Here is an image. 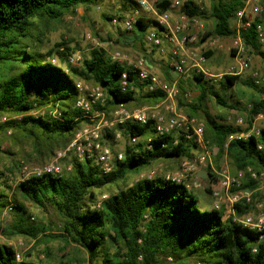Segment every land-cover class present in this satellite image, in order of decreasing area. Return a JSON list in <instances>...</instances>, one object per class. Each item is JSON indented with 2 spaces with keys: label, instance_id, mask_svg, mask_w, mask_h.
<instances>
[{
  "label": "trees",
  "instance_id": "1",
  "mask_svg": "<svg viewBox=\"0 0 264 264\" xmlns=\"http://www.w3.org/2000/svg\"><path fill=\"white\" fill-rule=\"evenodd\" d=\"M93 1L0 0V117H6L0 122V135L10 131L12 140L21 135L31 142L37 153L50 152L51 158L55 153L53 149L65 147L78 130L94 125L75 105L79 95L75 87L78 80L102 88L106 102L96 109L104 110L106 116L112 115L118 104L153 106L163 99L162 92L147 91V82L138 78L135 69L112 61L101 47L91 48L83 55L82 66L70 67L69 73L57 62L59 59L66 64L67 56L72 53L68 47L61 51H39L42 34H33L34 18L58 20L78 6ZM243 1L211 0L202 10L190 1L182 10L212 22L210 28L205 27L198 35V41L204 42L211 37L233 36L232 21ZM261 3L262 12L254 16L251 26L241 35L245 46L253 49L261 45L255 35L256 24L264 25L262 0ZM122 4L123 10L127 8L125 4L129 5L128 2ZM162 8L160 5L158 9ZM152 22L151 18L140 17L132 32L140 38ZM53 53H56L55 63L50 61ZM212 53L208 51L204 56L208 58ZM261 57L260 73L264 74L263 52ZM145 64L148 67L147 62ZM122 73H126L125 87L121 85ZM193 76L201 82L197 106L187 107L189 117L196 115V108L208 95L218 105L236 109L239 101L228 103L223 95L238 82L253 91L247 104L245 126L234 125L220 115L202 110L205 121L202 136L208 149L213 147L217 155L228 157L232 172L250 166L264 174V126L259 128L257 135L250 133L256 115L264 113V100L261 99L264 85L241 80L236 73H224L216 89L213 83L203 79L201 72L193 71ZM41 107H45L43 114H30ZM55 108L60 116L51 114ZM116 132L128 143L123 159L113 160L109 172L102 171L96 154L82 161L66 158L65 164L72 163L69 170L64 169L59 175H30L12 180L13 185L5 173L0 172V210L10 204L15 215V223L5 228L3 234L26 235L36 242L42 240L43 235L67 239L86 252L89 264H168V260L173 264H188L193 258L198 264H264V230L250 229L232 218H223L222 208L215 209L213 204L202 208L193 189L186 187L184 181L176 183L156 175L118 186L129 174L138 173L155 161L190 157L191 147H198L195 137H186L183 131L158 135L153 120L144 124L116 122L104 131V135L112 139ZM246 133H249L246 137L228 139L229 135ZM130 137H136V141H130ZM15 166L19 169L20 165L16 163ZM9 171L13 173V169ZM207 174L210 182L205 190L211 195L220 188V181L214 170H207ZM259 183L260 180L248 176L241 180L239 189L253 193L251 202L235 204L237 216L254 213L257 203H261L264 212V200L255 201L254 192ZM112 186H117L114 193L109 190ZM104 193L106 196L99 199ZM27 203L42 212H54L59 233H50L53 229L48 223H28ZM29 218L33 220L34 216ZM0 264L39 263L17 260L13 247L0 242Z\"/></svg>",
  "mask_w": 264,
  "mask_h": 264
},
{
  "label": "rangeland",
  "instance_id": "2",
  "mask_svg": "<svg viewBox=\"0 0 264 264\" xmlns=\"http://www.w3.org/2000/svg\"><path fill=\"white\" fill-rule=\"evenodd\" d=\"M196 1H200L204 8H207L211 2V0ZM262 2L264 3V0H262ZM114 3L119 4L121 3V0H95L92 3L78 6L72 12L65 14L61 19L58 20L40 21L39 19L34 18L33 34L38 32H41L42 34L40 36L41 42L39 44V51H61L63 47H68L72 53L79 52L81 57H83V55L87 54L91 48L101 47L106 50L108 56H110L115 51H119L129 60L142 57L145 62H147V64L153 65L154 67H157L159 70L161 69L163 71V62L150 58L153 54H155V52L150 51V46L144 43L142 37L139 38L134 34V32H132L134 29L131 32H127L122 28L121 22L113 24L111 20H108L104 17V15L113 17L124 13L125 10L121 11L117 9ZM203 22L205 23V27L207 29L212 26V22L210 20H203ZM234 25V21H232V26L234 27ZM152 27H154V25L150 24L146 29H144V31ZM217 39L218 46H213L212 55L208 58H205V60L202 62V66L214 68V70L221 72V75L224 73L229 74L228 70L231 67L237 69L236 63L230 53V50L228 49L231 42V37H218ZM61 43H63L64 46H59ZM206 47V41H198L191 45V50L197 54H201L206 49ZM261 52L264 53V44L259 45L258 49L246 47V53L250 57L251 61L249 68L238 74L241 80L247 79L252 82V71H262ZM53 55L54 56L52 57H55L56 53H53ZM57 62L60 63L64 70L68 73L70 72V67L80 68L82 66L81 62L77 65H69L67 61L66 64L61 63L59 59H57ZM192 69L193 68H190L187 73L179 77L178 73L175 72L169 73V75H161V78L163 76V79L165 78V80L168 81L177 80L178 95L174 99V106L178 114L187 115L188 105L194 104L197 106L196 99L199 93L198 86L201 81L194 79ZM152 72L155 74L157 73L158 75V72ZM171 74L172 78H169ZM220 77L210 76L208 78L203 77V79L213 83L217 89V81ZM252 96L253 91L238 82L234 86L230 87L226 94L223 95V98H225L226 102L228 103L233 104L235 101H239V106H237L236 109L224 108L218 105L215 100L210 95H208L203 100L200 107L196 108L197 113L194 118L197 120L199 125L204 126L205 121L203 119L202 110H206L211 115H220L226 118L228 122L243 127L245 126V121L248 116L249 107L247 104ZM135 105L136 104L134 103H126L124 107L127 109H134L142 106H148L147 104H142L140 106ZM158 108V110L165 116L171 115V113L165 108L164 104ZM261 114L262 116L260 118H257L256 120L254 118L253 122L255 128L264 126V113ZM112 115L106 116L105 114L103 121L109 122L115 119V116ZM98 120L99 118H96L95 121ZM239 120H242L241 124L238 123ZM115 123L116 122L114 121L113 124ZM112 125L101 127L100 131L102 138L100 142L102 145H108L111 147L113 153H123L124 147L128 143L127 139L123 138L122 136L118 140L114 138L109 139L104 135V131L112 127ZM9 134L10 132L7 131L4 135H0V172L5 173L9 183L13 185L12 180H19L26 177L22 172V165H26L28 168L40 166L50 159L51 153L44 151L43 153L39 154L35 151V147H33L29 140L25 139L21 135H16L17 139L12 140ZM62 148L64 147H57L53 149V151ZM208 150L210 151L209 158H206L203 163H190L188 165L190 168L186 171L183 170V160L188 159L190 161L191 159L200 156L204 152L200 147H191L190 157L187 158L155 161L151 164V166L142 169L138 173L129 174L125 181L120 182L118 186H125L141 178H149L150 172L152 170H155V175L183 172L185 177L184 181L191 184V189H193L195 196L198 199L199 205L202 208H207L214 202L212 194L210 195L205 190V188L209 186L210 182L207 170L210 169L213 171L220 167H226L231 171L229 159L225 154L217 155V151L213 147ZM73 157L74 155H70L69 158H67L68 161ZM64 160L63 165H66ZM14 163H19V169L16 168ZM9 169H13V173H10ZM1 179L2 178L0 176V184ZM116 188L117 186H112L109 188V190L114 193L116 192ZM254 194L255 201L263 202L264 183L260 181L259 186ZM105 196L106 194L104 193L100 194L98 197L99 199H102ZM27 209L28 213L26 217L28 219V223H48L49 225H52L51 229H53L50 230V233H59V222L54 212H42V210H40L38 207L30 205L29 203H27ZM3 211L4 208L0 210V242H5L8 245H11L15 250V253L19 254L18 260L27 259L39 264H89L87 261L86 252L81 250L77 245L73 244L67 239L43 235L42 237L40 236L42 240L39 242L37 240L36 242L34 239L26 235L3 234L2 231L5 228L15 223V215L13 211L10 210L6 214H4ZM30 216H34V219H30ZM167 263L173 264V261L168 260ZM188 264L198 263L193 258L189 259Z\"/></svg>",
  "mask_w": 264,
  "mask_h": 264
},
{
  "label": "built area",
  "instance_id": "3",
  "mask_svg": "<svg viewBox=\"0 0 264 264\" xmlns=\"http://www.w3.org/2000/svg\"><path fill=\"white\" fill-rule=\"evenodd\" d=\"M133 1V2H132ZM193 1L202 10L204 7L200 1L196 0H121V3L116 4L117 9L123 11L122 3H130L129 8L124 11L121 18L113 16L111 22L117 24L122 23V28L131 32L140 17L151 18L154 27L143 32L142 39L144 43L154 48L157 54L167 60L168 65L173 73H178V77L187 73L190 68L195 72H201L204 78L212 75L207 69L202 66L205 60L204 53L197 54L191 49L187 51V46L198 42L199 33L204 30L205 23L196 16H190L182 10L184 5ZM132 3V4H131ZM162 5V9H158ZM263 9L261 0H244L243 6L236 10L234 16V34L231 37V42L228 47L230 53L236 63L237 69L231 67L228 72L239 74L250 66V57L246 53V46L242 41V33L246 31L253 21L254 16L260 14ZM256 39L260 44H264V25L257 23L255 26ZM208 46H218L217 37H211L206 40ZM112 61L120 64L131 66L137 71L138 78L147 82V91H160L164 94L163 99L153 106H142L134 109H127L122 104H118L112 111L115 116L113 120L107 122L103 121L105 117L104 110L96 109L97 106H103L106 102L105 94L101 87L91 86L82 81H76L75 87L78 91V98L75 102L76 107L81 110V114L87 117L89 121L95 122L93 126H86L78 130L71 141L62 149L55 151L52 157L44 164L28 168L23 165L22 172L24 175L40 176L42 174L59 175L64 169L69 170L72 163L63 165V160L69 158L70 155L82 161L91 158L96 154V160L99 163L103 172H109L112 168L113 160H122L123 153H113L111 147L101 144V127L112 125L113 122L122 123L124 121H131L144 124L149 120L154 122V130L158 135H163L171 132L178 133L183 131L186 137H195L198 147L204 152L191 159L183 160V170L186 171L190 167V163H203L206 158H209L210 151L206 147V142L202 136V126L198 124L194 117L188 115L178 114L175 110L174 99L178 95L177 80L168 81L160 78L153 73L145 64V60L135 58L133 60L127 59L119 51H115L110 55ZM51 63H55V57L50 58ZM82 61L79 52L72 53L67 56V63L69 65H77ZM252 82L256 86L264 85V74L257 71H252ZM221 74L219 75V77ZM121 85L126 86V73L121 74ZM42 96H39L41 99ZM264 100V94L261 96ZM165 105V108L171 113L165 116L158 109L159 106ZM96 109V110H94ZM45 107L35 108L30 112L33 115L43 114ZM51 114L53 116H60L57 108L53 109ZM262 116L257 114L255 120ZM99 118L98 121H95ZM6 117H0V122L5 121ZM242 120L238 123L241 124ZM191 131L192 133L189 134ZM10 132V131H8ZM250 133L258 134L259 128H255L254 122ZM249 133L240 135H229L228 139L233 137H246ZM121 137L119 132L114 133V139L118 140ZM130 141H136V137H130ZM214 172L219 176L220 189L213 191L214 198L213 207L215 209L223 210V218H232V220L240 222L243 226L264 230V212L261 210V204H256V211L254 213H247L241 217L235 213V204L239 202L249 203L252 200V191L247 189H239L241 180L248 176L253 179H258L264 183V174L257 173L250 166L245 169L230 171L226 167H220ZM155 170L150 172L149 177L156 176ZM166 179L172 180L176 183L184 181V173L163 175ZM185 182V181H184ZM186 187L191 188L189 182H185ZM11 210L10 204L4 209V214ZM32 218V217H31ZM262 237V235L260 236ZM18 260L19 254L15 253Z\"/></svg>",
  "mask_w": 264,
  "mask_h": 264
},
{
  "label": "crops",
  "instance_id": "4",
  "mask_svg": "<svg viewBox=\"0 0 264 264\" xmlns=\"http://www.w3.org/2000/svg\"><path fill=\"white\" fill-rule=\"evenodd\" d=\"M133 2V1H132ZM115 4V3H114ZM130 4V3H129ZM132 4V3H131ZM116 5V4H115ZM123 5V4H122ZM126 5V9L125 10H127L128 8H129V6L127 5V4H125ZM188 48H187V51H189V49H191V45H188L187 46ZM213 50V46H208L207 45V47H206V49L203 51V53H206V52H208V51H212ZM150 51H154L155 52V54H153L152 55V57H150V58H153V60H159V61H161V62H163V66H164V69H163V71L160 69L159 70V68H157V67H154L153 65H150V64H148V67H149V69L150 70H152V71H156V72H158V76L161 78V75H169V73H173V71H172V69L170 68V66L168 65V63H167V60H165L164 58H162V57H160L158 54H157V52H156V50L154 49V48H152V47H150ZM205 69H207L210 73H208V74H210V75H212V77L214 76V77H218L220 74H221V72H218V71H216V70H214V68H210V67H207V66H203ZM157 74V73H156ZM163 76H162V78H163ZM169 78H172V74L169 76ZM165 79V78H164Z\"/></svg>",
  "mask_w": 264,
  "mask_h": 264
}]
</instances>
